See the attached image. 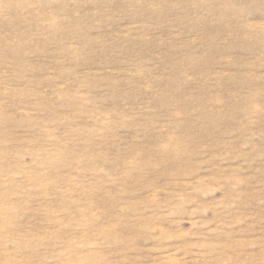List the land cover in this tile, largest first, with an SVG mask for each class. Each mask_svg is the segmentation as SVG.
<instances>
[{"label": "rangeland", "instance_id": "obj_1", "mask_svg": "<svg viewBox=\"0 0 264 264\" xmlns=\"http://www.w3.org/2000/svg\"><path fill=\"white\" fill-rule=\"evenodd\" d=\"M0 264H264V0H0Z\"/></svg>", "mask_w": 264, "mask_h": 264}]
</instances>
